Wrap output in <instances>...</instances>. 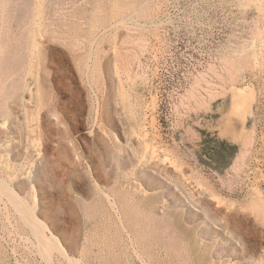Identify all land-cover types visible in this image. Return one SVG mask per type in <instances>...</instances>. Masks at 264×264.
<instances>
[{
    "label": "rangeland",
    "instance_id": "rangeland-1",
    "mask_svg": "<svg viewBox=\"0 0 264 264\" xmlns=\"http://www.w3.org/2000/svg\"><path fill=\"white\" fill-rule=\"evenodd\" d=\"M9 1L0 0V176L29 201L34 179L41 201L36 213L69 259L264 264V213L251 205L254 191L264 200V0ZM233 84L256 96L247 121L253 139L237 171L230 167L240 146L208 129L220 115L201 106L216 109ZM10 85L19 88L13 92ZM132 125L180 173L145 156ZM202 191L225 197L234 210L216 206ZM6 198L0 197V264H71L56 252L47 261L33 222L26 224Z\"/></svg>",
    "mask_w": 264,
    "mask_h": 264
},
{
    "label": "bare ground",
    "instance_id": "bare-ground-1",
    "mask_svg": "<svg viewBox=\"0 0 264 264\" xmlns=\"http://www.w3.org/2000/svg\"><path fill=\"white\" fill-rule=\"evenodd\" d=\"M6 1V0H5ZM9 1V0H8ZM18 1V3H19V0H17ZM26 1V0H25ZM24 1V2H25ZM44 1V0H43ZM46 1V0H45ZM10 2V1H9ZM11 2H12V0H11ZM10 2V3H11ZM47 2V1H46ZM261 2V1H260ZM14 3H15V1H14ZM17 3V2H16ZM21 3V2H20ZM25 3H27V2H25ZM29 3V2H28ZM27 3V4H28ZM46 3H44V5H45ZM134 4V3H133ZM141 4V3H140ZM6 5V4H5ZM32 5V4H31ZM41 5H43V4H41ZM9 6H10V4H9ZM12 6V5H11ZM23 6H25V5H23ZM28 6V5H27ZM33 6V5H32ZM134 6V5H133ZM1 7V6H0ZM42 7V6H41ZM7 8H12V7H7ZM19 8V7H18ZM27 8V7H26ZM30 8H31V6H30ZM16 9H17V7H16ZM19 9H21V8H19ZM27 9H29V8H27ZM32 9V8H31ZM30 9V10H31ZM35 9V8H34ZM135 9V8H134ZM12 10V9H11ZM11 10H9V12L11 11ZM45 9H43V11H44ZM49 10V9H48ZM47 10V11H48ZM138 10V9H137ZM136 10V11H137ZM19 11V10H18ZM17 11V12H18ZM40 11V10H39ZM135 11V12H136ZM13 13H14V11H12ZM34 12V11H33ZM55 12V11H54ZM8 13V12H7ZM6 13V14H7ZM29 13V12H28ZM30 13H32V12H30ZM43 13V12H42ZM10 14V13H9ZM14 14H17V13H14ZM39 14V13H38ZM37 14V15H38ZM54 14V13H53ZM67 14V13H66ZM3 15V14H2ZM48 15V14H47ZM13 16V15H12ZM31 16V15H30ZM39 16V15H38ZM4 18H5V16H3ZM11 17V16H10ZM9 17V18H10ZM14 17H15V15H14ZM42 17H40V19H41ZM43 18H45L44 17V14H43ZM50 18V17H49ZM128 18V17H127ZM8 19V18H7ZM121 19V18H120ZM15 20V19H14ZM122 20V19H121ZM135 20V19H134ZM8 21H9V19H8ZM29 21H30V19H29ZM35 21V20H34ZM39 21V20H38ZM44 21V22H43ZM43 21H41V22H43V23H45V20L43 19ZM14 22V21H13ZM24 22V21H23ZM36 22V21H35ZM40 21H39V25H38V27L37 28H40L41 26H42V24H41V26H40V23H41ZM51 21H49V23H50ZM52 22H53V20H52ZM68 22V21H67ZM120 22V21H119ZM122 22V21H121ZM2 23H4V22H1V24ZM12 23V22H11ZM30 23V22H29ZM47 23V22H46ZM23 24V23H22ZM36 24V23H35ZM48 24V23H47ZM70 24V23H69ZM154 24V23H153ZM10 24H8V26H9ZM43 25H46V24H43ZM50 25H52V23L50 24ZM15 26V25H14ZM30 26V25H29ZM53 26H54V24H53ZM63 26H65L64 24H63ZM5 27V26H4ZM10 27H12L11 25H10ZM49 27V26H48ZM58 27V26H57ZM68 27V26H67ZM138 27H139V25H138ZM27 28V27H26ZM31 28V27H30ZM42 28H43V30H44V28L45 27H43L42 26ZM133 28V27H132ZM2 29V28H1ZM8 29H9V27H8ZM16 29H18L17 27H16ZM46 29L47 28H45V30L43 31L44 33L43 34H45V32H46ZM3 30V29H2ZM10 30V29H9ZM12 30H14V29H12ZM12 30H10V31H12ZM21 30V29H20ZM29 29H27V31H28ZM39 30V29H38ZM56 30V29H55ZM134 30V29H133ZM132 30V31H133ZM24 31V30H23ZM26 31V32H27ZM29 31H31V30H29ZM49 31V30H48ZM57 31V30H56ZM55 31V32H56ZM3 32V31H2ZM8 32V31H7ZM7 32H5V33H7ZM20 32V31H19ZM63 32H65V31H63ZM10 33V32H9ZM16 33V32H15ZM34 33V32H33ZM41 33V32H40ZM39 32H38V36H42V35H39L40 34ZM4 34V33H3ZM12 35L14 34V33H11ZM22 34V33H21ZM27 34V33H26ZM46 34H48L47 32H46ZM28 35H29V32H28ZM31 35V34H30ZM1 36H3V35H1ZM9 36H10V34H9ZM14 36V35H13ZM13 36H11V37H13ZM4 37H5V35H4ZM6 37H8V36H6ZM27 37H29V36H27ZM26 37V38H27ZM2 38V37H1ZM15 38V37H14ZM13 38V39H14ZM17 38V37H16ZM15 38V39H16ZM31 38H33V37H31ZM42 38V37H41ZM6 39V38H5ZM46 39V38H45ZM92 39V38H91ZM7 40H9V37H8V39ZM6 40V41H7ZM22 40H24V37H23V39ZM33 40V39H32ZM93 40V39H92ZM3 41H4V39H3ZM5 41V42H6ZM17 41V40H16ZM25 41V40H24ZM26 41H27V39H26ZM28 41H31V40H29L28 39ZM44 41V40H43ZM47 41V40H46ZM137 41V40H136ZM8 42V41H7ZM32 42V41H31ZM38 42V41H37ZM40 42V41H39ZM14 43V42H13ZM24 43V42H23ZM33 43V42H32ZM31 43V44H32ZM6 44V43H5ZM12 44V43H11ZM28 44V43H27ZM34 44V43H33ZM43 44V43H42ZM3 45V44H2ZM7 45V44H6ZM16 45V44H15ZM14 45V46H15ZM18 45V44H17ZM25 45V44H24ZM93 45V44H92ZM21 46V45H20ZM38 46V45H37ZM2 47V46H1ZM3 47H5V46H3ZM27 47H29V46H27ZM35 47V46H34ZM141 47V46H140ZM5 48H7L8 49V47L6 46ZM4 48V49H5ZM91 48V47H90ZM16 50V49H15ZM37 50V49H36ZM5 51H7V50H5ZM27 51V50H26ZM16 53L18 52V50L17 51H15ZM20 52H22V51H20ZM20 52H19V54H20ZM4 53V52H3ZM10 53V52H9ZM27 53H28V51H27ZM6 54H7V52H6ZM18 54V55H19ZM23 54V53H22ZM34 54V53H33ZM46 54V53H45ZM89 54V53H88ZM5 55V54H4ZM9 55V54H8ZM10 55H12V53H10ZM26 55H28V54H26ZM37 55V54H36ZM20 56H21V54H20ZM42 56V55H41ZM126 56V55H125ZM1 57V56H0ZM5 57V56H4ZM7 57V56H6ZM9 57V56H8ZM8 57H7V59H8ZM16 56H14V58H15ZM36 57V56H35ZM10 58H12L13 59V57H10ZM9 58V59H10ZM20 58V57H19ZM18 58V59H19ZM122 58V57H121ZM130 58V57H129ZM2 58H0V60H1ZM16 59V58H15ZM22 59V58H21ZM126 59V58H125ZM137 59V58H136ZM24 60L25 59H23V60H20V61H23L24 62ZM26 60H27V58H26ZM31 60V59H30ZM42 60H44V59H42ZM5 61V60H4ZM8 61V60H7ZM11 61V60H10ZM19 61V60H18ZM119 61V60H118ZM27 62V61H26ZM30 62V61H29ZM123 62H124V60H123ZM8 63V62H7ZM41 63V62H40ZM129 63V62H128ZM2 64H3V62H2ZM27 64V63H26ZM126 64V63H125ZM125 64H122V65H125ZM5 64H3V66H4ZM9 65H10V62H9ZM24 65V64H23ZM39 65V64H38ZM40 65H42V64H40ZM129 65V64H128ZM7 66H8V64H7ZM17 66V65H16ZM16 66H12V67H16ZM26 66V65H25ZM25 66H23V67H25ZM19 67H20V70L22 71V70H25V69H23V67L21 68V66L19 65ZM4 68H5V66H4ZM26 68V67H25ZM124 68V67H123ZM126 68V67H125ZM124 68V69H125ZM129 68V66L126 68V69H128ZM7 69V68H6ZM12 69V68H11ZM121 69H122V67H121ZM125 69V70H126ZM2 70H3V68H2ZM10 71V69H7V72H9ZM13 71H15L14 70V68H13ZM12 71V72H13ZM132 71V70H131ZM6 72V71H5ZM6 72V73H7ZM20 72V71H19ZM25 72V71H24ZM122 72V71H121ZM124 72V71H123ZM130 72V71H129ZM14 73H16V72H14ZM20 73H22V72H20ZM116 73H120V72H117L116 71ZM125 73V72H124ZM19 74V73H18ZM23 74V73H22ZM86 74H88V73H86ZM117 74V75H118ZM126 74H127V72H126ZM132 74H134V72L132 73ZM138 74V73H137ZM136 74V75H137ZM2 75V74H1ZM12 75H13V73H12ZM25 75V74H24ZM122 75V74H121ZM136 75H135V77H136ZM11 76V75H10ZM19 76V75H18ZM23 76V75H22ZM21 76V77H22ZM127 76H129L130 77V75H127ZM133 75H131V77H132ZM140 76L141 75H139V78H140ZM104 77V76H103ZM135 77H133V78H135ZM1 78V77H0ZM10 78H14V77H10ZM16 78V77H15ZM106 78V77H105ZM104 78V79H105ZM137 78V77H136ZM203 78H205V77H203ZM234 78V77H233ZM7 79H9V78H7ZM18 79V82L17 83H19L20 81L19 80H21V79H19V78H17ZM132 79V78H131ZM138 79V78H137ZM40 80V79H39ZM118 80V79H117ZM125 80V79H124ZM139 80H141V78L139 79ZM14 81V80H13ZM12 81V82H13ZM25 81H26V79H25ZM119 81V80H118ZM234 81V80H233ZM1 82V81H0ZM9 82H11V79H9V81L7 82V83H9ZM15 82V83H16ZM39 82V81H38ZM134 82V81H133ZM6 83V84H7ZM14 83V82H13ZM16 83V84H17ZM25 83V82H24ZM31 83V82H30ZM5 84V83H4ZM3 84V85H4ZM10 84H12V83H10ZM41 84H42V82H41ZM136 84V83H135ZM24 84H22V90H23V87L25 86H23ZM123 85V84H122ZM138 85H139V83H138ZM207 85V84H206ZM14 86V85H13ZM118 86V85H117ZM133 86H135L134 84H133ZM18 87V86H17ZM16 87V88H17ZM33 87V86H32ZM110 87V86H109ZM132 87V86H131ZM130 87V88H131ZM224 87V86H223ZM3 88V87H2ZM10 88H12L11 90H13V92H14V89H16L15 88V86H14V88L13 87H11V85H10ZM19 88V87H18ZM30 88V87H29ZM41 88H43L42 87V85H41ZM221 88V90H222V87H220ZM226 88V87H225ZM26 89V88H25ZM43 89H45V88H43ZM115 89V88H114ZM114 89L112 88V91H114ZM118 89V88H117ZM204 89V88H203ZM5 90H6V87H5ZM4 90V91H5ZM103 90V89H102ZM196 90V89H195ZM204 90H206V89H204ZM1 91V90H0ZM7 91H9V90H7ZM16 91V90H15ZM41 91H42V89H41ZM46 91V90H45ZM10 92V91H9ZM12 92V93H13ZM37 92V91H36ZM116 92V91H115ZM123 88H122V86H121V84H119V93H120V95H122V98H123ZM3 93V92H2ZM1 93V94H2ZM8 93V92H7ZM18 93V92H17ZM46 93V92H45ZM5 94V93H4ZM14 94V93H13ZM40 94V93H39ZM43 94V93H42ZM108 94H110V93H108ZM112 94V93H111ZM111 94H110V96H111ZM192 94V93H191ZM217 94V93H216ZM215 93H214V95H216ZM8 95H10V94H8ZM26 95V94H25ZM125 95V94H124ZM195 95V94H194ZM212 95V94H211ZM222 95H223V101L221 102V103H219V105H218V107L216 108V109H213V108H211V107H209L208 105H206V104H204V101H203V103H202V107H203V105H205L206 107H207V110L208 111H218L219 112V115L220 116H218V118L216 119V120H213L212 122H210L209 123V125H208V129L210 130V131H214L215 133H217V135L219 136V137H221V138H227V139H229L230 141H232V142H234V143H237L239 146H240V150H238L239 152L236 154V156L234 157V159H233V162H232V165H231V167H230V169L231 170H234V171H237L239 168H240V166L241 165H243V163L245 162L244 160H245V156H246V153H247V151L248 150H250V149H248V147H249V145L251 144V140L253 139V131H251L248 127H247V121H248V118H249V116L252 114V111H253V104H254V102H255V99H256V96H255V90H253L252 88H250V87H246V88H240L239 86H236L235 84H233L231 87H230V89L228 90V91H226V89H224V91L222 92ZM4 96V95H3ZM13 96H15V94L13 95ZM27 96V95H26ZM40 96V95H39ZM44 96V95H43ZM108 96V95H107ZM113 96V95H112ZM114 96H115V94H114ZM2 97V96H1ZM1 97H0V99H1ZM104 97H106V96H103L102 98H104ZM215 97V96H214ZM6 98V97H5ZM10 98V97H9ZM15 98H16V96H15ZM26 98V97H25ZM27 98H28V96H27ZM40 98H42V97H39V99ZM193 98V97H192ZM191 98V99H192ZM211 98H213L212 96H211ZM7 99V98H6ZM31 99V98H30ZM105 99V98H104ZM109 99V98H108ZM112 99V98H111ZM110 99V100H111ZM123 99H126V98H123ZM43 100V99H42ZM127 100V99H126ZM136 100V99H135ZM8 101V100H7ZM45 101V100H44ZM104 101V100H103ZM122 101V100H121ZM24 102V101H23ZM42 102V101H41ZM105 102V101H104ZM108 102V101H107ZM115 102V101H114ZM113 102V103H114ZM126 102V101H125ZM128 102V101H127ZM134 102V101H133ZM132 102V103H133ZM43 103H45V102H43ZM101 103V102H100ZM106 103V102H105ZM109 103H110V101H109ZM107 104V103H106ZM112 104V103H111ZM122 104V103H121ZM6 105V104H5ZM102 105V104H101ZM105 105V104H104ZM122 105H124V104H122ZM1 106H2V104H1ZM11 106V105H10ZM24 106V105H23ZM27 106V105H26ZM99 106V105H98ZM103 106V105H102ZM113 106V105H112ZM127 106V105H126ZM30 107V106H29ZM41 107V106H40ZM39 107V108H40ZM106 107V106H105ZM131 107H132V105H131ZM4 108V107H3ZM7 108V107H6ZM5 108V109H6ZM103 108V107H102ZM101 108V109H102ZM2 109V108H1ZM111 109V108H110ZM10 110V109H9ZM37 110H39V109H37ZM133 110V109H132ZM135 110V109H134ZM11 111V110H10ZM99 111V110H98ZM108 111V110H107ZM105 109H104V112H107ZM110 111V110H109ZM131 111V110H130ZM103 112V113H104ZM133 112V111H132ZM6 113V112H5ZM112 113V112H111ZM134 113V112H133ZM104 114H106V113H104ZM6 115V114H5ZM107 115V114H106ZM109 115V114H108ZM112 115V114H111ZM213 115V114H212ZM100 116V115H99ZM102 116V115H101ZM253 116V115H252ZM107 117V116H106ZM103 118V117H102ZM101 118V119H102ZM105 118V117H104ZM112 118H113V116H112ZM128 118H129V116H128ZM103 120V119H102ZM106 120H107V118H106ZM108 120H109V118H108ZM6 121V120H5ZM7 122V121H6ZM107 122V121H106ZM130 122V120L128 121V123ZM3 123V122H2ZM105 123V122H104ZM136 123V122H135ZM251 123V122H250ZM130 124V123H129ZM141 125H143L142 123H141ZM251 125V124H250ZM133 126V125H132ZM132 126H130V128L132 127ZM252 127H254V125L252 126ZM112 129V128H111ZM132 129V128H131ZM138 129V128H137ZM118 130V129H117ZM133 132H135L136 133V135H137V142H139L142 146H143V148H144V150L143 151H145V156H147L150 160L152 159V160H156V161H161V162H167L168 163V166H170V167H172V168H174L176 171H179V173H180V170H181V167H179V165L178 164H175V163H173L171 160H170V158H168L167 157V155L166 154H162V153H160L159 151H158V148L156 147V146H154L152 143H150L149 142V139L147 138L148 136H146V135H144V134H141V132L139 133V132H137L136 131V126H133ZM142 130V129H141ZM10 131V130H9ZM9 131H8V133H9ZM7 132V131H6ZM11 132L12 131H10V134H11ZM135 133H134V135H135ZM254 133H255V130H254ZM118 134V133H117ZM8 136V135H7ZM22 136V135H21ZM110 136H112V135H110ZM119 137H121V136H119ZM3 138V137H2ZM36 138V137H35ZM7 139H8V137H7ZM116 139H117V137H116ZM120 139V138H119ZM154 139V138H153ZM2 140V139H1ZM111 140H112V138H111ZM255 140V139H254ZM41 141V140H40ZM152 142V141H151ZM115 144V143H114ZM197 145V144H196ZM35 147V146H34ZM120 147V146H119ZM9 149V148H8ZM195 149V148H194ZM248 149V150H247ZM0 150H3V149H0ZM11 151V150H10ZM142 151V150H141ZM142 151V152H143ZM252 151V150H251ZM2 152V151H1ZM235 152V151H234ZM7 153V152H6ZM140 153V152H139ZM30 155H31V153H29ZM143 154V153H142ZM25 155V154H24ZM170 155V154H169ZM205 155V154H204ZM32 156V155H31ZM31 156H30V158H31ZM250 156V155H249ZM2 158V157H1ZM5 158V157H4ZM11 158H12V156H11ZM145 158V157H144ZM143 158V159H144ZM5 160L7 161V159L5 158ZM12 160V159H11ZM14 160H16V157H15V159ZM13 160V161H14ZM18 160V159H17ZM16 160V161H17ZM145 160V159H144ZM173 160V159H172ZM247 162V161H246ZM246 162L244 163V164H246ZM249 163V162H248ZM4 164V163H3ZM17 164V163H16ZM21 164V163H20ZM147 165V164H146ZM248 165V164H247ZM10 166V165H9ZM13 166V165H12ZM20 166V165H19ZM23 166V165H22ZM21 166V167H22ZM18 167V166H17ZM6 168H8V167H6ZM154 168V167H153ZM225 168V167H224ZM242 168V167H241ZM157 169V168H156ZM2 170V169H1ZM22 170V169H21ZM228 170V169H227ZM16 171V170H15ZM220 171V170H219ZM247 171V170H246ZM142 172V171H141ZM148 172V171H147ZM164 172H165V170H164ZM244 172V171H243ZM16 173V172H15ZM142 173H144V172H142ZM146 173V172H145ZM145 173H144V175H145ZM150 173V172H149ZM220 173V172H219ZM222 173V172H221ZM220 173V174H221ZM246 173V172H245ZM244 173V174H245ZM29 174H34V165H32V167H31V169L29 170ZM36 174V173H35ZM139 174V173H138ZM146 174H148V173H146ZM228 174H230V173H228ZM3 175V174H2ZM26 175V174H25ZM37 175V174H36ZM143 175V176H144ZM231 175V174H230ZM240 175V174H239ZM147 176V175H146ZM162 176H164V175H162ZM180 176H182V175H180ZM243 176V175H242ZM246 176V175H245ZM142 177V176H141ZM168 177H169V175H168ZM240 177H241V175H240ZM30 178V177H29ZM34 178V177H33ZM36 178H38V177H36ZM175 178V177H174ZM182 178V177H181ZM223 178L224 177H222L221 179L223 180ZM248 178V177H247ZM32 179V178H31ZM143 179V178H142ZM148 179H150V178H148ZM164 179H165V177H164ZM163 179V180H164ZM194 179V178H193ZM233 179H234V177H233ZM244 179V178H243ZM242 179V180H243ZM36 180H38V179H36ZM146 180V179H145ZM166 180H167V178H166ZM166 180H165V182H166ZM169 180V179H168ZM227 180H228V177H227ZM226 180V181H227ZM229 180H230V178H229ZM229 180H228V182H229ZM241 180V179H240ZM137 181V180H136ZM172 181V180H171ZM184 181V180H183ZM205 181V180H204ZM203 181V182H204ZM235 181V180H234ZM23 182V181H22ZM22 182H20V183H22ZM27 182V181H26ZM185 182V181H184ZM202 182V183H203ZM206 182V181H205ZM247 182V181H246ZM256 182V181H255ZM96 183V182H95ZM189 183V182H188ZM192 183V182H191ZM29 184V183H28ZM144 184V183H143ZM162 184V183H161ZM184 184V183H183ZM198 184V183H197ZM196 184V185H197ZM205 184V183H204ZM227 184V183H226ZM229 184H230V182H229ZM11 185V184H10ZM97 185V184H96ZM142 185V184H141ZM166 184H164V186H165ZM175 185H176V183H175ZM175 185H174V187H175ZM185 185V184H184ZM188 185V184H187ZM203 185V184H202ZM207 185V184H206ZM211 185V184H210ZM238 185V184H237ZM236 185V186H237ZM20 186V185H19ZM24 186V185H23ZM27 186V185H26ZM31 186H32V200H28V199H26L25 198V196L22 194V193H20L18 190H16V188L15 189H13L12 188V185H11V187H9V183H8V181L7 180H5L4 178H2L1 176H0V197L3 199L4 198V195H8V198H6L7 199V201L9 202V200H10V198L12 199V201L11 202H9V203H11V205H12V207H14V208H17V210L18 211H20L21 212V214L20 213H18V214H20V216L22 215V218H23V214L25 215V217H24V222L26 223V224H29V220L30 221H32L33 223H32V228H31V230H32V232L33 233H35L34 234V236L36 237V239H38L39 240V245H40V250H42V254H45V257L47 258V261L49 260V261H51L52 259H51V255H53V253L54 252H56V253H58V254H60V256L62 257V259L63 258H65L66 259V261L68 260L71 264H77V263H75L74 261L75 260H73V258H71V259H69V256H68V254H67V252H66V250H64V247H63V245H62V242H61V240H59L58 239V237L53 233V231L51 230V228H50V226H49V224L43 219V218H41V216L38 214V213H36V212H38V210H39V206H41L40 204V196H39V191H38V188H37V186H36V183H35V181H34V179H32L31 180ZM98 186V185H97ZM156 186H158V185H156ZM159 186H161V185H159ZM163 186V187H164ZM194 186V185H193ZM192 186V187H193ZM201 186V185H200ZM204 186V185H203ZM230 186H231V184H230ZM229 186V187H230ZM257 186V185H256ZM255 186V187H256ZM135 187V186H134ZM142 187V186H141ZM152 187H153V185H152ZM166 187V186H165ZM173 187V188H174ZM181 187H182V185H181ZM209 187V186H208ZM213 187V186H212ZM41 188V187H40ZM39 188V189H40ZM52 188V187H51ZM99 188H100V185H99ZM137 188V187H136ZM140 188V187H139ZM176 188V187H175ZM183 188H184V186H183ZM195 188V187H194ZM199 188V187H198ZM203 188V187H202ZM235 188V187H234ZM24 189V188H23ZM25 189H26V187H25ZM24 189V190H25ZM146 189V188H145ZM153 189H154V187H153ZM197 189V188H196ZM201 189V188H200ZM259 189V188H258ZM41 190V189H40ZM103 190V189H102ZM169 190V189H168ZM173 190V189H172ZM174 190H176V189H174ZM203 190V189H202ZM213 190V189H212ZM127 191V190H126ZM150 191H152V190H150ZM186 191H187V189H186ZM198 191V190H197ZM252 191V190H251ZM101 192H103V191H101ZM124 192V191H123ZM169 192V191H168ZM255 192V198H254V200H252L253 199V197H252V199H251V205H252V208L255 210V209H257L258 210V212L260 213V211L262 212V213H264V200L262 199V196H261V194H260V191H254ZM253 192V193H254ZM161 193H162V191H161ZM175 193V192H174ZM250 193H252V192H250ZM124 193H122L121 195H123ZM176 194H178V192L176 193ZM187 194V193H186ZM188 194H191V193H188ZM201 194H202V196H203V198H204V196H206L209 200H211V201H213L214 203H216V206L218 205V206H225L226 208H230V210H231V208L233 209V207H234V204H232V203H228V201L226 200V198L224 197H222V196H220V195H218V194H216V193H213L212 191L210 192H206V191H202L201 192ZM126 195V194H125ZM124 195V196H125ZM173 196H174V194H172ZM198 195V194H197ZM200 195V194H199ZM108 196V195H107ZM123 196V197H124ZM127 196V195H126ZM125 196V197H126ZM249 196V195H248ZM133 197V196H132ZM175 197V196H174ZM179 197V196H178ZM205 197V198H206ZM134 198V197H133ZM166 198V197H165ZM264 198V197H263ZM42 199V198H41ZM102 199V198H101ZM123 199V198H122ZM125 199V198H124ZM132 199V198H131ZM118 200V199H117ZM136 200V199H135ZM160 200V199H159ZM159 200H157V201H159ZM195 200V199H194ZM3 201V200H2ZM119 201V200H118ZM123 201V200H122ZM125 201V200H124ZM167 201V200H166ZM176 201V200H175ZM174 201V202H175ZM181 201V200H180ZM231 201V200H230ZM108 202H110V203H113V201L111 202L110 200L108 201ZM135 202V201H134ZM133 202V203H134ZM160 202H161V200H160ZM168 202H170V200L168 201ZM172 202V201H171ZM173 202V203H174ZM178 202V201H177ZM188 202H189V200H188ZM190 202H193V201H191L190 200ZM189 202V203H190ZM197 202V201H196ZM156 203V202H155ZM154 203V204H155ZM172 203V204H173ZM186 203V202H185ZM200 203V202H199ZM5 204V203H4ZM109 204V203H108ZM114 204V203H113ZM119 204H120V202H119ZM125 204V203H124ZM194 204V203H193ZM198 204V203H197ZM235 204H237V203H235ZM249 204V203H248ZM102 205H103V203H102ZM134 205V204H133ZM138 205H140L139 204V201H138ZM175 205V204H174ZM199 205V204H198ZM198 205H196V206H198ZM107 206V205H106ZM132 206V205H131ZM135 206H137V205H135ZM177 206H179L178 204H177ZM193 206V205H192ZM195 206V205H194ZM200 206V205H199ZM248 206V205H247ZM246 206V207H247ZM6 207H7V205H6ZM117 207V206H116ZM141 207V206H140ZM139 207V208H140ZM202 207V206H201ZM238 207V206H237ZM129 208V207H128ZM194 208V207H193ZM200 208V207H199ZM219 208V207H218ZM221 208V207H220ZM236 208V207H235ZM241 208V207H240ZM1 209V208H0ZM171 209V208H170ZM198 209V208H197ZM210 209V208H209ZM251 209V208H250ZM118 210H119V208H118ZM157 210H159V209H157ZM166 210V209H165ZM165 210L163 211L164 213H165ZM173 210V209H172ZM171 210V211H172ZM234 210V209H233ZM16 211V210H15ZM17 211V212H18ZM170 211V210H169ZM175 211V210H174ZM173 211V212H174ZM203 211L204 210H202V213H203ZM251 211V210H250ZM256 211V210H255ZM176 212V211H175ZM209 212H210V210H209ZM118 213V212H117ZM121 213V212H120ZM171 213V212H170ZM169 213V214H170ZM261 213V214H262ZM145 214H147V213H145ZM152 214V213H151ZM160 214V213H159ZM173 214V216H174V213H172ZM171 214V215H172ZM212 214V213H211ZM261 214H259V215H261ZM157 215V214H156ZM166 215H167V213H166ZM166 215H164V216H166ZM263 215V214H262ZM46 216V215H45ZM158 216V215H157ZM164 216L163 217H160V218H164ZM209 216V215H208ZM9 217V216H8ZM43 217V216H42ZM145 217V216H144ZM143 217V218H144ZM26 218H28L27 220H25ZM210 218H213V216H211ZM8 219V218H7ZM155 218H153V220H154ZM156 219H157V217H156ZM165 219V218H164ZM168 219H169V216H168ZM198 219V218H197ZM206 219V218H205ZM144 220V219H143ZM212 220V219H211ZM8 221V220H7ZM146 221H148L147 220V218H146ZM161 221V220H160ZM159 221V222H160ZM163 221V220H162ZM161 221V222H162ZM172 221V218H171V220H170V222ZM164 223V222H163ZM198 223H201V222H198ZM207 224H209L208 222H206ZM9 226V225H8ZM147 226V225H146ZM202 227V226H201ZM207 228V227H206ZM145 230V229H144ZM145 232V231H144ZM205 232V231H204ZM203 233V232H202ZM206 234H208L209 235V233H206ZM211 234V233H210ZM203 235L205 236V234L203 233ZM201 236V235H200ZM207 236V235H206ZM210 237V236H209ZM204 238V237H203ZM211 238V237H210ZM35 239V240H36ZM195 239V238H194ZM195 242V241H194ZM205 242V241H204ZM37 243H38V241H37ZM197 243H198V241H197ZM207 243V242H206ZM183 245H185V244H183ZM203 245H205V244H203ZM202 245V246H203ZM186 246V245H185ZM185 246H184V248H185ZM38 249H39V247H38ZM204 249V248H203ZM202 249V250H203ZM186 251H187V248L185 249ZM39 251V250H38ZM204 251L205 250H203V251H201L202 253H204ZM185 255V254H184ZM208 257V256H207ZM206 257V258H207ZM53 258V257H52ZM180 258V257H179ZM178 258V259H179ZM64 259V260H65ZM183 259V258H182ZM190 259V258H189ZM209 259V258H208ZM184 260V259H183ZM193 260V259H192ZM185 261V260H184ZM189 261V260H188ZM194 261V260H193ZM208 261V260H207ZM210 261V260H209ZM208 261V262H209ZM213 261V260H212ZM211 261V262H212ZM54 262V261H53ZM77 262V261H76ZM185 262H187V261H185ZM189 263H191V262H189ZM214 263V262H213ZM226 263V262H225ZM53 264V263H52ZM224 264V263H223Z\"/></svg>",
    "mask_w": 264,
    "mask_h": 264
}]
</instances>
